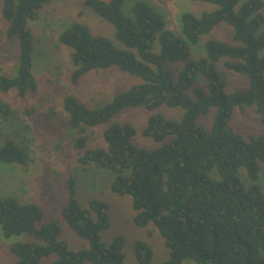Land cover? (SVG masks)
I'll use <instances>...</instances> for the list:
<instances>
[{
	"label": "trees",
	"instance_id": "trees-1",
	"mask_svg": "<svg viewBox=\"0 0 264 264\" xmlns=\"http://www.w3.org/2000/svg\"><path fill=\"white\" fill-rule=\"evenodd\" d=\"M51 1L1 0L6 37L18 45V63L11 76L0 68V94L15 92L25 99L37 92V48L28 25ZM192 1L210 3L217 9L200 17L184 14L183 37H177L166 29L162 15L143 0L128 1L132 16L124 13L125 0H83L91 14L115 31L109 39L94 36L88 26L78 22L63 27L58 40L71 51V84L78 85L88 74L112 70L135 82L98 109L88 108L73 96L65 98L66 128L77 134L75 147L82 151L78 163L109 173L113 177L111 192L132 198L133 224L140 228L152 224L158 229L170 251L163 264L186 260L264 264V131L245 139L230 127L236 108H254L264 128V2ZM221 23L234 29L233 41L241 45L208 41L205 56L192 58V47ZM156 42L158 53L154 51ZM223 59L234 60L226 62L225 69L248 78L246 91L226 93V79L218 69ZM200 75L203 86L197 83ZM162 106L181 108L184 116L179 122L149 116L142 135L157 143L171 138L154 150L133 143L134 126L112 122L126 109L153 112ZM212 109L217 110L213 120L198 125V119L207 117ZM33 111L24 112L31 116ZM13 113L0 99V119L8 121ZM96 128H102L105 145L86 148L87 133ZM27 160L25 151L13 141L0 146V163L25 166ZM87 206L79 202L76 180L70 178L62 216L74 234L89 244L88 249L72 251L59 239V221L38 227L44 216L39 206L2 199L3 236L28 235L41 242L13 244L10 251L18 257L13 264H40L52 255L57 259L50 264H126L124 237L117 236L109 244L101 242V233L111 224L109 205L90 200ZM134 253L137 264H153V250L146 242L137 241Z\"/></svg>",
	"mask_w": 264,
	"mask_h": 264
},
{
	"label": "rangeland",
	"instance_id": "rangeland-1",
	"mask_svg": "<svg viewBox=\"0 0 264 264\" xmlns=\"http://www.w3.org/2000/svg\"><path fill=\"white\" fill-rule=\"evenodd\" d=\"M128 1L132 4L135 0H125L123 10L127 16H132V8L128 7ZM143 1L149 3L162 15L166 29L177 37H183L182 16L184 14L190 13L200 17L204 13H211L217 9L210 3L192 0ZM262 13L264 14V10ZM39 14V18L29 22L28 25L34 34L37 48L34 74L38 90L25 99L19 98L15 92L8 95L0 94L1 101L10 105L14 112V116L8 121L4 122L0 119V146L11 140L24 150L28 157L25 166L0 163V201L4 198H14L20 204L39 206L44 216L38 227L57 220L61 227L60 240L66 242L72 251L88 249V242L76 236L62 216L68 201V180L75 178L77 197L84 208H88L87 202L90 200H100L109 205L111 224L109 229L101 233L102 243L109 244L117 236L124 237L126 239L125 263L137 264L134 245L137 241H144L153 250L152 263H165L170 257V251L166 248L158 229L152 224L146 228L133 224L132 198L120 197L111 192L109 183L113 177L109 173L93 167H83L78 163V157L82 151L75 147L77 134L66 128L67 116L63 108L65 98L73 96L88 108L98 109L111 103L118 92L127 89L124 87H129L135 81L112 70L88 74L78 85H72L69 79L73 70L71 51L59 42V34L64 26L78 22L88 26L94 36L113 39L114 27L91 14L85 8L83 0H52ZM6 29L7 22L1 15L0 0V68L3 73L11 76L18 63V45L6 37ZM233 36L232 27L225 23L219 24L210 34L201 37L197 46L192 47V58L199 59L205 56L204 45L208 41L240 46L241 44L233 41ZM159 49V43L156 42L154 51L158 53ZM261 55H264V52H261ZM226 62H234V60L223 59L218 64V69L226 79V93L246 91L249 87L248 78L225 69ZM203 82H205L204 78L200 75L197 83L203 86ZM190 96H192L191 93ZM26 109L34 110L33 114L28 116L24 112ZM216 112V109H212L207 117H200L197 124L202 125L204 120L209 124ZM153 114L179 122L184 116V110L166 106L153 112L143 108L126 109L112 122L129 123L134 126L137 135L133 138V143L139 148L154 150L168 143L171 138L163 143H157L142 135L147 119ZM102 127L105 128V126ZM230 127L245 139L258 137L264 131L254 108L244 110L236 108ZM101 129L96 128L87 133L86 148L104 147ZM241 173L245 178L244 169ZM20 242L41 243L28 235L7 239L3 236L0 227V264H13L18 261V257L10 251V247ZM56 259L57 256L52 255L42 259L40 264H50ZM183 264L197 263L186 260Z\"/></svg>",
	"mask_w": 264,
	"mask_h": 264
}]
</instances>
